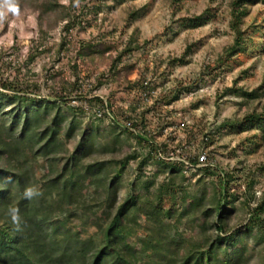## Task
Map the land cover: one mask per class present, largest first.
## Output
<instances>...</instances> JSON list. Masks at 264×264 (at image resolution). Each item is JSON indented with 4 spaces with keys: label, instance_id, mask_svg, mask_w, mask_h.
I'll return each mask as SVG.
<instances>
[{
    "label": "rangeland",
    "instance_id": "rangeland-1",
    "mask_svg": "<svg viewBox=\"0 0 264 264\" xmlns=\"http://www.w3.org/2000/svg\"><path fill=\"white\" fill-rule=\"evenodd\" d=\"M232 1L17 0L18 12L4 9L0 18V78L15 90L0 86L3 108L0 167L25 176L24 189L30 186L42 189L46 181L68 174L65 158L74 150L86 127H99V135L92 130L96 145L84 163L118 160L134 152L140 154V158L130 161L119 185L118 204L125 201L133 185L138 186L135 192L149 203H157L161 187L169 191L161 205L164 211L170 209L171 215L163 216L161 224L140 212L127 225L129 240L139 252L137 264H147L151 257L159 259L152 248L144 250L147 239H159V249L174 254L169 264H182L186 248L192 244L207 248L216 238L217 232L210 224L217 222L218 216L214 212L206 216L204 211L213 208L220 199L223 179L227 182L225 200L234 208L226 221V231L240 230L244 235L237 246L229 249L233 254L231 263L264 264V230L255 229L249 235L245 228L251 208L264 193V135L259 130L243 133L218 130L227 119H241L247 113L264 110V0L250 5V13L244 19L243 29L254 34L253 49L232 58L220 69L218 59L234 41L229 26ZM206 9L214 16L205 25L191 27L183 21ZM93 44L99 45L97 51L87 50ZM191 44L194 51L187 57L188 63L173 66L172 60L182 56ZM196 79L200 80L198 89L183 93L171 105L162 102L163 95H169L181 83L188 85ZM145 82L158 92L148 102L140 101L144 108L150 106L148 113L153 125L158 123L157 114L170 124L156 132L157 140L187 146L192 155L206 151L212 173L194 168L186 170L185 177L172 175L155 159L142 167L146 153L135 138L123 135L114 146L107 123L82 112L77 114L70 108L79 106L73 100L79 103L86 100L82 97L98 92L118 106H129L133 112L138 107L133 103L138 97L136 90ZM233 85L255 91L256 97L225 95V89ZM26 96L56 101V107L59 104L60 108L44 114L43 107L37 112L31 108L30 100L24 99ZM26 111L37 121L29 134L26 132L21 138ZM58 112L55 122L61 131L60 149L37 156L36 151L46 141L41 138L50 135L48 128ZM74 118L81 125L72 138H67L65 133ZM205 134L214 135L212 143L203 141ZM138 179L151 181L149 188ZM7 184L0 181L4 188L9 187ZM83 184L88 185V181ZM107 185L101 180L83 189L88 207H93L101 224L109 214ZM10 188L18 190L14 183ZM194 202L195 208L191 205ZM58 215L55 213L52 219ZM70 224L82 229L81 219L77 217ZM97 230L100 231L96 225L88 227L89 234Z\"/></svg>",
    "mask_w": 264,
    "mask_h": 264
},
{
    "label": "trees",
    "instance_id": "trees-1",
    "mask_svg": "<svg viewBox=\"0 0 264 264\" xmlns=\"http://www.w3.org/2000/svg\"><path fill=\"white\" fill-rule=\"evenodd\" d=\"M117 3H123L127 0H113ZM262 0H233L231 3L230 22L229 26L234 33L233 44L227 48L225 55L218 59V67L222 69L228 65L230 60L237 55L247 54L252 47L254 34L247 33L243 29L244 19L250 13L249 6L254 5ZM214 16L210 9H206L198 15L183 18L185 23L191 27H200L205 25ZM261 45V43L259 44ZM99 45H88L87 50L92 49L97 51ZM85 51V48H84ZM193 45H189L182 56L172 60L173 66L188 63L187 57L193 53ZM86 52V51H85ZM235 59V58H234ZM213 69V68H212ZM1 71V70H0ZM1 74V72H0ZM200 80L196 79L188 85L180 84L171 93L163 95L161 100L165 105H171L177 101L183 93H191L199 88ZM0 86L3 89L11 90L12 85H9L5 80L0 78ZM15 90V89H12ZM20 92L23 89L19 90ZM19 92V93H20ZM142 92H147V97H151V86L148 82L142 83L139 86L138 97L134 100L138 107L131 115H126L123 107L116 105L117 114L132 118L136 129H140L143 135L136 134L134 131L120 127L112 122H107L104 118L96 115L93 107L101 100L97 97H82L90 104V109L86 110L82 105L70 106L77 114L84 113L91 115L95 120L107 123L111 129L114 146L121 141V136L128 135L136 139L139 146L145 151V155L141 160V166L147 165L152 159L159 163L163 170H167L169 174H183L185 177L186 170L194 168L202 169L205 173L210 174L211 165L199 166V157L194 152L187 150L184 145H172V142L159 141L156 137V132H161L166 128L169 122H165L164 116L157 114L158 123L153 125V121L149 116V107L146 109L143 106ZM225 95L236 94L246 99L256 97L255 91H248L243 87L233 85L227 87L224 91ZM1 94V92H0ZM17 95V94H15ZM14 97V96H13ZM16 97V96H15ZM25 97V96H24ZM31 108L37 112L44 107V114H48L50 110L59 109L56 107L57 102L53 100H44L28 97ZM15 99V98H13ZM66 101V99H63ZM148 102V101H147ZM25 103V102H24ZM67 103V102H66ZM2 101L0 99V112L2 111ZM29 107V106H28ZM27 108V106H26ZM29 111V108H27ZM25 113V122L23 125L22 136L29 134V130L34 126L37 120L31 115ZM59 112L55 114L52 124L49 126L50 135L42 137L41 141H45L42 146L36 151L37 156L49 155L55 150L60 149V126L55 122L59 117ZM76 115V114H75ZM160 116V118H159ZM36 117V116H35ZM161 120L164 122L161 124ZM160 122V123H159ZM80 122L75 118L71 120V124L65 133L67 138H72V135L79 129ZM228 130L235 133H243L251 130H259L264 135V110L257 112L253 111L244 115L241 119H227L222 122L218 130ZM92 130L100 133V128L86 127L81 135V139L76 144L74 150L65 156V169L68 174L66 176L59 175L49 181H46L42 189L37 190L40 194L34 196L31 200L24 196V177L21 173H14L0 167V181L5 182L9 187L0 186V264H137L138 251L134 244L129 240L130 229L128 223L134 221V216L138 213L146 214L152 221L162 223V217H169L171 210L164 211L161 202L163 197L168 196V189L161 191L156 196L157 203L148 202L142 196L135 192L137 185L132 186V190L127 194L125 201L118 204L119 185L123 181L130 161L140 158V154L134 152L132 155L125 156L118 160H102L86 164L83 162L85 158L94 152L96 137ZM154 130L155 133L152 132ZM27 132V133H26ZM26 133V134H25ZM152 137V139L149 138ZM214 135L205 134L203 141L206 144L212 143ZM25 140V139H22ZM182 148V154L188 155L190 165H187L180 159H166L160 156V152H168L175 148ZM115 148V147H114ZM112 148V149H114ZM199 149V148H198ZM143 167V166H142ZM5 179V181L3 180ZM88 181V185H93L103 180L107 182V221L104 224L99 223V218L94 212L93 207H88L86 194L83 189L88 185H84V181ZM139 180V179H138ZM142 182V180H139ZM16 184L18 190L13 191L10 186ZM142 184L146 189L149 188L151 181H143ZM220 199L214 204L213 208H208L204 214L211 215V212L217 213V222H212V227L216 232V238L210 241L207 248L196 244L188 246L183 255L182 264H232L233 254L229 253V249L237 246L244 236L240 230H235L231 233L226 231V221L230 214L234 211L233 207L228 206L229 200H225L227 192V182L222 180ZM223 200V201H222ZM91 205V204H89ZM194 208L195 202L191 204ZM10 207H15L19 210V223H14L11 218ZM91 211V212H90ZM58 212V216L52 219V216ZM185 210L182 214L186 213ZM91 213V214H90ZM73 217L81 219L82 229L78 230L70 224ZM93 224L100 231L89 234L88 227ZM246 234H252L256 229L264 230V193L256 204L251 208L250 217L246 224ZM85 231V234H84ZM227 232V234H223ZM245 234V235H246ZM144 250L152 248L159 259L151 260L147 264H164V261L169 264L174 258L170 253H164L159 249V239H147L144 241ZM221 252L223 254H221ZM222 255V256H221Z\"/></svg>",
    "mask_w": 264,
    "mask_h": 264
},
{
    "label": "built area",
    "instance_id": "built-area-1",
    "mask_svg": "<svg viewBox=\"0 0 264 264\" xmlns=\"http://www.w3.org/2000/svg\"><path fill=\"white\" fill-rule=\"evenodd\" d=\"M136 91L138 92L139 88ZM157 93H155L152 90V92H151L152 97L155 96ZM141 94H143V97H142L143 102L149 101L150 97L146 96L147 92H145V93L142 92ZM90 97H92V98L97 97L101 100L100 102L95 104V106L93 107L97 116L104 118L107 122H112V123H114L120 127L130 129V130L134 131L136 134L143 135V132L140 129H136L134 127V124H133L134 120L132 118H127V117H124V116L117 114L116 105H114L109 100L108 96H106L105 94H99L98 92H95V94H91ZM73 102L76 103L77 105H82L86 110H89L91 108L90 104L87 101L81 100L78 103L77 101L73 100ZM151 102H152V100H151ZM124 110H125L126 115L132 114V112L129 110V106L126 105L124 107ZM201 151H203V152H201L198 155V157H199L198 165L204 166V165H207L208 154L204 150H201ZM182 152H183L182 148L177 147L174 150H169L168 152H160V156H162L163 158L172 159V160L181 158L187 165L191 166L190 162L188 161L186 153L180 155Z\"/></svg>",
    "mask_w": 264,
    "mask_h": 264
},
{
    "label": "clouds",
    "instance_id": "clouds-1",
    "mask_svg": "<svg viewBox=\"0 0 264 264\" xmlns=\"http://www.w3.org/2000/svg\"><path fill=\"white\" fill-rule=\"evenodd\" d=\"M4 9L7 11L16 13L18 12L17 0H0V18L4 16ZM35 187H27L24 192L25 198L31 200L34 196L39 195ZM11 218L14 223H19V210L15 207H10Z\"/></svg>",
    "mask_w": 264,
    "mask_h": 264
}]
</instances>
